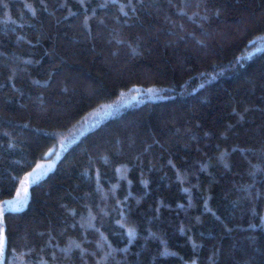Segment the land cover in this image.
<instances>
[{
  "label": "trees",
  "instance_id": "1",
  "mask_svg": "<svg viewBox=\"0 0 264 264\" xmlns=\"http://www.w3.org/2000/svg\"><path fill=\"white\" fill-rule=\"evenodd\" d=\"M52 149L2 264H264V0H0V207Z\"/></svg>",
  "mask_w": 264,
  "mask_h": 264
},
{
  "label": "rangeland",
  "instance_id": "2",
  "mask_svg": "<svg viewBox=\"0 0 264 264\" xmlns=\"http://www.w3.org/2000/svg\"><path fill=\"white\" fill-rule=\"evenodd\" d=\"M61 151H62V149L60 150V152ZM54 153H55L54 149L49 151L45 155L44 162H42L40 165H38L34 170H32L25 177L26 182L22 185V188L19 190L21 193L18 196V198L22 199V203H17V200H18V198H17L16 200H13L12 202L11 201H7V202H5V204L1 205V207H0V221H1V216H2L1 213H2V211L6 210V209L18 210V209H21L23 207V205H24V201L23 200H24V197H25V192L27 193V195H28V192H29L28 180L29 179H34V178H36V177L48 172L53 167L54 161L58 157L57 154L55 155ZM1 232H2V229H1V225H0V238L3 239ZM3 259H4V250H3V253H0V264L3 263Z\"/></svg>",
  "mask_w": 264,
  "mask_h": 264
},
{
  "label": "snow or ice",
  "instance_id": "3",
  "mask_svg": "<svg viewBox=\"0 0 264 264\" xmlns=\"http://www.w3.org/2000/svg\"><path fill=\"white\" fill-rule=\"evenodd\" d=\"M26 195H27V193L25 192V197H26ZM17 203H22V199L18 198ZM5 246H6V242L2 238H0V253H3Z\"/></svg>",
  "mask_w": 264,
  "mask_h": 264
}]
</instances>
